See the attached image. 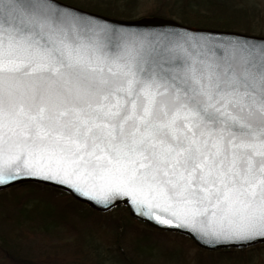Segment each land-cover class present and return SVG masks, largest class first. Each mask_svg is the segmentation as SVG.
<instances>
[{
  "label": "snow or ice",
  "instance_id": "6c2138e0",
  "mask_svg": "<svg viewBox=\"0 0 264 264\" xmlns=\"http://www.w3.org/2000/svg\"><path fill=\"white\" fill-rule=\"evenodd\" d=\"M26 180L210 246L264 243V40L0 0V186Z\"/></svg>",
  "mask_w": 264,
  "mask_h": 264
},
{
  "label": "rangeland",
  "instance_id": "374dc122",
  "mask_svg": "<svg viewBox=\"0 0 264 264\" xmlns=\"http://www.w3.org/2000/svg\"><path fill=\"white\" fill-rule=\"evenodd\" d=\"M69 1L127 11L132 19L155 15L180 23L187 2L143 0L138 6L130 0L117 7L101 0ZM213 1L226 5L212 13L203 4L195 10L264 36V0ZM21 185L0 191V264H264V243L250 251H209L183 235L150 228L126 208L101 213L55 188Z\"/></svg>",
  "mask_w": 264,
  "mask_h": 264
},
{
  "label": "water",
  "instance_id": "95a60500",
  "mask_svg": "<svg viewBox=\"0 0 264 264\" xmlns=\"http://www.w3.org/2000/svg\"><path fill=\"white\" fill-rule=\"evenodd\" d=\"M60 3L63 4V5H67V4H65L63 2H60ZM71 7H73V6H71ZM73 8H76V7H73ZM85 12H88V11H85ZM97 15H100V14H97ZM100 16H103V15H100ZM105 17H107V16H105ZM142 18H144V17H142ZM160 18H162V17H160ZM110 19H112L114 21L124 20V19H116V18H110ZM162 19L164 21H166V22H170V23L175 24L177 26H184V27L188 28L189 30H192V31H195V32H199V33H211V34H213V36L216 39H236V38H239V39H248V40H253V41H261V40H264V37L254 36V35H248V34L241 33V32H237V31H228V30H219V29H210V28L194 27V26L185 25L183 23H180V22H177V21H174V20H171V19H166V18H162ZM131 20H137V19H131ZM28 182L40 183V184L49 185V186H53V187H56V188L65 190V191L71 193L77 199H79V200L87 203L91 207H93V208H95L97 210H100V211H107V210H110L111 208H113V207H110L108 209H105V208H103V206L98 205V204H96L95 202H93V201H91L89 199H86L84 197L78 196L72 190H70V189H68V188H66L64 186L52 184V183L46 182V181L26 180L24 182L16 183L14 185L24 184V183H28ZM8 187H11V186H0V190L6 189ZM117 205H125V206H127L128 209H129V212H130V214L132 216H134V217H136V218H138V219H140V220H142L144 222H147L150 226H152L154 228L161 229V230H167V231H174V232H178V233H181V234H184V235H188L199 247H201L203 249L216 250V249H225V248H244V246H236V245L229 246V245H223V244H221V245H216V246H210L208 244H204V243L198 241L193 234H191L189 231H187L185 229L169 228L167 226H161V225L157 224L155 221L149 220V219H147L145 217H142V216L138 215L135 212V210L128 203H126L123 200L117 202V204L115 206H117ZM255 244H258V243H253L252 245H255Z\"/></svg>",
  "mask_w": 264,
  "mask_h": 264
},
{
  "label": "trees",
  "instance_id": "16d2710c",
  "mask_svg": "<svg viewBox=\"0 0 264 264\" xmlns=\"http://www.w3.org/2000/svg\"><path fill=\"white\" fill-rule=\"evenodd\" d=\"M64 2H67V3H70V4H73L74 2H71L69 0H62ZM217 1V0H216ZM214 2L213 0H187V2H183L182 4V8H181V12L182 14L180 15V13L176 12L177 15H180L179 17L182 18V20L184 21V24H187V25H191V26H196V27H206V28H217V29H225V30H237V31H241V32H245V33H251L252 31H250V29H248L249 27L248 26H244V27H241L239 26V23H233L231 21H224L222 19H213L215 17H211L208 18L207 15L205 14H199L195 8H196V5L197 6H201V4H203V6H205V8L207 9V13H212L215 11V8H218V7H225V3L223 1L221 2H215V3H219V6L218 5H214ZM73 5H77L81 8H84V9H87V10H90V11H94V12H97V13H101V14H104V15H108V16H111V17H117V18H132L133 16H131L129 12L127 11H120L119 9H112L110 7H101L99 5H95V6H91V5H80V4H76L74 3ZM202 6V7H203ZM127 9H131L130 8H127ZM254 34V33H253ZM29 186V185H27ZM43 187V186H42ZM65 196H68L70 197V195L68 194H64ZM122 208H125V207H122ZM259 246V248L263 247L262 245H257ZM256 246V247H257ZM252 250V249H256L255 247H251V248H248V249H242L243 250ZM233 249H228V250H223V251H232ZM249 250V251H250ZM233 251H237V250H233Z\"/></svg>",
  "mask_w": 264,
  "mask_h": 264
}]
</instances>
